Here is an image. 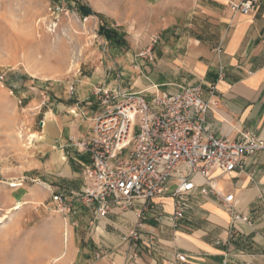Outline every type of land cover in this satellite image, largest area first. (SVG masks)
<instances>
[{"label":"crops","instance_id":"obj_1","mask_svg":"<svg viewBox=\"0 0 264 264\" xmlns=\"http://www.w3.org/2000/svg\"><path fill=\"white\" fill-rule=\"evenodd\" d=\"M240 1L162 0L159 13L150 17V33L160 37L133 64L124 61V82L147 99L155 92L200 85L202 98L216 102L204 114V124L215 137L237 140L250 133L264 140V0L252 14L231 11L230 3ZM89 90L74 91L72 97H44L42 102L40 146L55 150L58 162L67 161L61 162L63 174L81 181L62 190L68 193L82 188L81 174L89 161L70 142L90 134L96 103ZM213 175L220 190L234 195L237 211L249 223L233 222L220 203L195 194L187 197L186 216L176 227L146 213L135 240L127 237L135 229L139 203L127 210L112 204L104 218L76 206L73 224L84 236L70 256L71 264H264V151L247 155L242 169ZM219 177L229 178L228 184L222 186ZM150 206L170 213L172 200L155 198ZM176 254L185 261L176 260Z\"/></svg>","mask_w":264,"mask_h":264},{"label":"rangeland","instance_id":"obj_2","mask_svg":"<svg viewBox=\"0 0 264 264\" xmlns=\"http://www.w3.org/2000/svg\"><path fill=\"white\" fill-rule=\"evenodd\" d=\"M161 1L0 0V264H71L84 236L73 224L77 210L61 215L52 199L81 181L63 174L67 161L58 162L55 150L40 146L42 102L69 95L70 86L92 91L98 83H119L131 90L125 78L115 81L116 74L125 60L133 64L160 37L150 33V17L159 13ZM84 8L91 14L85 15ZM100 25L125 44L99 35ZM228 181L219 177L222 186Z\"/></svg>","mask_w":264,"mask_h":264},{"label":"built area","instance_id":"obj_3","mask_svg":"<svg viewBox=\"0 0 264 264\" xmlns=\"http://www.w3.org/2000/svg\"><path fill=\"white\" fill-rule=\"evenodd\" d=\"M259 1L241 0L229 6L233 12L252 14ZM122 77L119 71L115 81ZM68 92L73 94L74 88L70 86ZM91 96L96 112L90 134L70 140L75 151L89 159L82 171L83 186L79 191L55 193L52 204L57 212L68 215L81 206L104 218L112 204L127 210L139 203L135 229L127 237L137 240L136 228L146 213L153 212L157 222L176 227L186 216L187 197L197 194L220 203L233 222L249 223L248 217L237 211L234 195L217 187L213 172L223 175L242 169L247 155L264 151V140L250 133L237 140L215 137L204 124V114L216 102L202 98L200 85L187 84L171 93L155 92L147 99L142 91L124 89L119 83H98L92 87ZM44 124L43 118L39 126ZM159 197L171 198L170 213L150 206ZM175 258L185 261L184 255L176 254Z\"/></svg>","mask_w":264,"mask_h":264},{"label":"trees","instance_id":"obj_4","mask_svg":"<svg viewBox=\"0 0 264 264\" xmlns=\"http://www.w3.org/2000/svg\"><path fill=\"white\" fill-rule=\"evenodd\" d=\"M97 32L111 43H116L117 45L125 44V40L122 37L104 25H100Z\"/></svg>","mask_w":264,"mask_h":264},{"label":"bare ground","instance_id":"obj_5","mask_svg":"<svg viewBox=\"0 0 264 264\" xmlns=\"http://www.w3.org/2000/svg\"><path fill=\"white\" fill-rule=\"evenodd\" d=\"M44 126H45V124H44ZM38 138L42 139V136L39 137V135H38ZM17 185H18V184H16V183H11V184H10V186H13V187H15V186H17ZM18 208H19V204L16 205L15 207H13L12 209H18ZM9 210H10V209H9ZM2 223H3V218L0 219V224H2ZM61 242H62L63 247H65V245L67 244V235H66V234H65V237H63V238L61 239ZM58 260H59V255L53 258V261H54V262H56V261H58Z\"/></svg>","mask_w":264,"mask_h":264},{"label":"water","instance_id":"obj_6","mask_svg":"<svg viewBox=\"0 0 264 264\" xmlns=\"http://www.w3.org/2000/svg\"><path fill=\"white\" fill-rule=\"evenodd\" d=\"M83 12L86 14H91L92 11L89 8H84Z\"/></svg>","mask_w":264,"mask_h":264}]
</instances>
